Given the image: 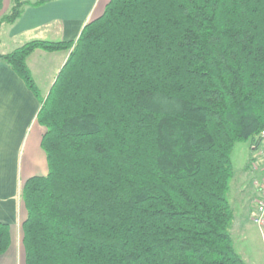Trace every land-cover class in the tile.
I'll return each instance as SVG.
<instances>
[{
	"label": "trees",
	"instance_id": "16d2710c",
	"mask_svg": "<svg viewBox=\"0 0 264 264\" xmlns=\"http://www.w3.org/2000/svg\"><path fill=\"white\" fill-rule=\"evenodd\" d=\"M2 4L0 27L27 1ZM35 49L68 50L45 95ZM0 61L44 127L47 172L19 188L25 264H246L228 192L234 145L264 128V0H109L75 39ZM10 241L0 221V253Z\"/></svg>",
	"mask_w": 264,
	"mask_h": 264
},
{
	"label": "crops",
	"instance_id": "0c3cea01",
	"mask_svg": "<svg viewBox=\"0 0 264 264\" xmlns=\"http://www.w3.org/2000/svg\"><path fill=\"white\" fill-rule=\"evenodd\" d=\"M26 1L20 17L11 24H2L6 27L5 41L15 40L20 45L35 38L75 39L82 26L99 16L109 0ZM57 53H61L57 71L48 75L43 91H38L40 95L46 94L67 52L36 49L27 59L32 70V67L38 68L41 59L49 62L56 59ZM39 106L38 97L23 79L0 61V221L9 225L11 236L8 249L0 253V264H25L19 235L26 210L19 196V188L26 178L47 172L46 157L40 144L44 127L36 120Z\"/></svg>",
	"mask_w": 264,
	"mask_h": 264
},
{
	"label": "rangeland",
	"instance_id": "374dc122",
	"mask_svg": "<svg viewBox=\"0 0 264 264\" xmlns=\"http://www.w3.org/2000/svg\"><path fill=\"white\" fill-rule=\"evenodd\" d=\"M10 3L11 0L3 1L1 8L2 14L9 11L11 6ZM102 9L104 10V7ZM103 10H101V13ZM2 26L3 29H0V51L8 50L18 46L19 44H17L18 42L15 40H9V42L5 41L4 36L6 27L5 25ZM62 51H65L68 54V50L46 52ZM59 54L61 53H57V58H53L50 62L48 60L41 59L37 64L38 68L32 67L31 71H33V73H31L37 85L38 91H43L44 83H46L48 75L50 76L52 71H55L56 73ZM250 143L251 141L236 143L231 153L234 174L230 180L228 200L234 210L235 218L230 227V231L233 238L234 248L242 256L246 264H264V226L260 229L251 221V212L253 210L255 192L252 186L251 173L249 172L248 168L242 169V167L245 165V162L249 160L248 157H251L252 155ZM19 242L21 246V239Z\"/></svg>",
	"mask_w": 264,
	"mask_h": 264
},
{
	"label": "built area",
	"instance_id": "2783aa9c",
	"mask_svg": "<svg viewBox=\"0 0 264 264\" xmlns=\"http://www.w3.org/2000/svg\"><path fill=\"white\" fill-rule=\"evenodd\" d=\"M250 148L252 155L249 157L248 170L255 192L251 221L261 229L264 226V128L250 143Z\"/></svg>",
	"mask_w": 264,
	"mask_h": 264
}]
</instances>
